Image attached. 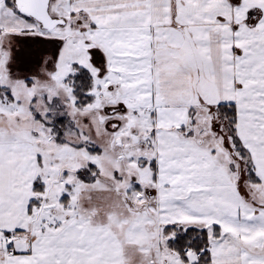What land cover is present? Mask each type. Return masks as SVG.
Returning a JSON list of instances; mask_svg holds the SVG:
<instances>
[{
	"label": "snow or ice",
	"instance_id": "1",
	"mask_svg": "<svg viewBox=\"0 0 264 264\" xmlns=\"http://www.w3.org/2000/svg\"><path fill=\"white\" fill-rule=\"evenodd\" d=\"M0 264H264V0H0Z\"/></svg>",
	"mask_w": 264,
	"mask_h": 264
}]
</instances>
